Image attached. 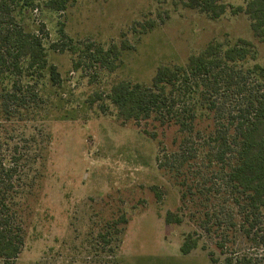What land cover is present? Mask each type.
<instances>
[{
	"label": "trees",
	"instance_id": "16d2710c",
	"mask_svg": "<svg viewBox=\"0 0 264 264\" xmlns=\"http://www.w3.org/2000/svg\"><path fill=\"white\" fill-rule=\"evenodd\" d=\"M73 1L0 0L2 264L15 260L25 243L27 212L43 181L50 156L49 123L74 120L72 110L64 109L65 81L48 59L44 24L30 30L17 21L16 15L23 17L37 10L62 13ZM178 1L184 8L196 10L210 20H217L227 12L243 14L250 22L254 38L264 43V0H247L244 6L237 7L223 0ZM154 26V21H146L132 29L134 33L145 34ZM61 28L59 34L66 37ZM129 47L127 41H122L119 47L96 48L91 53L89 46L86 50L71 47L70 53L78 57L73 71L97 66L111 73L117 68L121 50ZM49 49L64 52L67 45L56 42ZM256 54L254 44L245 39L226 44L212 41L189 55L183 65H159L147 85L117 81L103 97L95 93L85 102L88 108L101 100L108 102L120 125L131 124L144 136L157 141V169L180 193L179 207L165 213V224L180 225L184 211L190 206L194 209L204 202L211 203L200 199L196 183L211 198L210 192H206L218 189V184L211 182L219 178L229 200L221 194L215 200L216 207L230 208V213L226 212L211 226L212 216L205 213L202 217L198 213L201 229L216 233L223 225L228 229L237 227L246 242L264 247V66L249 65ZM169 127L177 131L174 150L164 151L162 142L157 140L158 132ZM198 164L210 167L211 177L196 173L200 169ZM194 216L190 212L189 217ZM126 223V215L121 214L111 222L102 221L96 233L87 234L83 245L89 251L88 260L79 264H119L114 255L118 245L113 244L115 235L121 231L118 226ZM198 241L195 236L183 235L180 253L188 255L198 246ZM222 264L264 263L242 256L224 258Z\"/></svg>",
	"mask_w": 264,
	"mask_h": 264
},
{
	"label": "rangeland",
	"instance_id": "374dc122",
	"mask_svg": "<svg viewBox=\"0 0 264 264\" xmlns=\"http://www.w3.org/2000/svg\"><path fill=\"white\" fill-rule=\"evenodd\" d=\"M223 1L237 7L247 0ZM16 19L30 30L44 24L48 59L65 81L64 109L72 110L74 120L49 123L51 145L46 171L27 212L24 246L10 264L87 261L89 251L83 245L86 235L96 233L102 221L111 222L121 214L126 215L127 223L118 226L121 231L113 244L118 245L114 255L119 264H222L224 258L242 256L264 263V247L246 242L237 227L223 225L216 233L201 229L198 213L212 216L210 226L230 213V208L216 207L215 200L221 194L229 200L219 178L211 182L218 184V189L205 188L211 198L196 183L200 199L211 203L204 202L203 208L190 206L180 225L165 224V213L179 207L180 193L157 169V141L131 124L120 125L108 102L101 100L89 108L85 102L95 93L103 97L117 81L147 85L159 65H183L189 55L212 41L226 44L238 38L248 40L257 52L249 65L264 66V43L254 38L246 16L227 12L210 20L184 8L178 0H74L62 13L37 10L23 17L16 15ZM146 21L155 22L151 31L133 32L135 24ZM60 28L66 37H61ZM122 41L130 47L121 50L113 72L97 66L73 71L78 57L70 53L71 47L86 50L89 46L91 53L96 48L119 47ZM56 42L67 45V50L49 49ZM176 135L174 127L158 132L157 140L164 151L174 150ZM203 165L198 164L200 169L195 172L211 177L210 167ZM190 212L195 216L190 218ZM186 234L199 241L188 255H182L179 248Z\"/></svg>",
	"mask_w": 264,
	"mask_h": 264
}]
</instances>
